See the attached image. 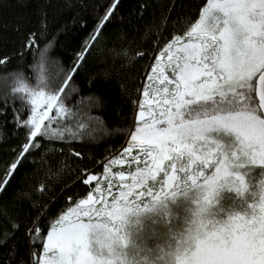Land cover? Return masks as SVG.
I'll return each instance as SVG.
<instances>
[{"label": "snow or ice", "instance_id": "6c2138e0", "mask_svg": "<svg viewBox=\"0 0 264 264\" xmlns=\"http://www.w3.org/2000/svg\"><path fill=\"white\" fill-rule=\"evenodd\" d=\"M118 3L119 0H114L92 41H96ZM187 36V43L176 36L174 44L160 50L166 54L176 49L175 54L167 56L164 65L171 70L172 78L164 75L163 68L159 70L157 79L165 84L157 90L164 93L159 100V115L149 107L147 111L152 116L149 121L143 119L146 112L141 110L142 124L131 136L132 143L124 149L126 156L133 147L138 148L145 159L131 157L144 167L137 169L129 190H121L123 207L113 204L109 210L106 194L96 188L99 197L88 195L71 211V218L63 217L52 228L43 245L42 264H122L114 259L116 245L126 241L114 221L123 219L133 206H141L135 201L127 203L125 198L132 188H144L151 201L157 203L169 195L174 197L177 191L199 186L205 189L202 206L210 209L223 188L239 195L249 191L242 171L247 166L264 169V0H206L198 22ZM34 45L33 34L29 46ZM87 48L78 54L77 67ZM44 59L41 53V62ZM72 79L73 74H69L63 86L49 89L47 94L43 90L31 93L33 107L29 119L17 120V127L28 129V143L11 165L8 178L0 181V192L6 190L11 174L31 154L30 150L39 147L37 137L48 135L53 119L49 114L53 109L57 110L56 115L67 111L65 87ZM20 90H25L23 84ZM224 134H231V138ZM59 139H64L62 133ZM124 162L117 159L109 165ZM109 165H105L106 173L110 171ZM206 168L214 169L211 175L205 174ZM160 172L164 178L156 193L145 181L155 180ZM119 179L123 189V172L119 173ZM201 179L202 184L198 183ZM93 181L100 183L95 174H89L83 183L89 185ZM111 187L109 182L107 194H111ZM260 189L258 204H247L243 214L231 212L223 221L201 215L193 221L174 253V264H264V181ZM101 201L103 206L95 207ZM94 217L98 222H92ZM34 231L39 232V227Z\"/></svg>", "mask_w": 264, "mask_h": 264}, {"label": "trees", "instance_id": "16d2710c", "mask_svg": "<svg viewBox=\"0 0 264 264\" xmlns=\"http://www.w3.org/2000/svg\"><path fill=\"white\" fill-rule=\"evenodd\" d=\"M113 3L0 0V181L8 178L28 143V129L17 127V120L29 119L31 93L47 94L73 74L65 87L67 111L56 115L53 109L48 135L37 137L39 147L30 150L0 192V264L42 263L43 245L57 221L99 186L83 180L89 174L103 176L105 165L120 157L142 124L137 115L148 91L145 78L158 55L165 54L160 50L176 36L186 37L206 0H119L92 41ZM33 34L35 45L29 46ZM86 48L77 67L78 54ZM61 133L64 139H59ZM109 167L116 171L115 165ZM251 169L252 189L264 181V169ZM162 178L160 172L148 180L153 192L159 193ZM141 192L145 194L137 195ZM134 201L143 207L154 204L144 188L134 191L127 203ZM37 226L39 232L34 231Z\"/></svg>", "mask_w": 264, "mask_h": 264}, {"label": "rangeland", "instance_id": "374dc122", "mask_svg": "<svg viewBox=\"0 0 264 264\" xmlns=\"http://www.w3.org/2000/svg\"><path fill=\"white\" fill-rule=\"evenodd\" d=\"M198 22V21H197ZM196 25V24H195ZM192 27V29L195 27ZM192 29L189 31L191 32ZM188 42V36L183 38L182 43ZM174 44V40L171 42ZM175 47L173 51L166 54H160L157 57L156 63L150 68V74L146 76L147 88L149 95H144L143 109L146 114L143 119L151 121L152 116L148 114L147 109L149 107L157 110L159 115V100L164 95L162 92H158V89H163L165 84L161 83L157 79L159 70L163 68L164 75L172 78V72L169 68L164 67L167 64V56L175 54ZM156 69V71H153ZM169 88L172 85H168ZM141 105V106H142ZM141 119L139 114L137 120ZM226 138H231V134H224ZM132 143L131 137L127 146ZM126 148V147H125ZM124 148V149H125ZM124 149L120 152L118 159L124 160V163H113L116 166V171L110 169L109 172L104 171V175L99 179L100 183L97 188L106 194V203L111 210V206L115 204L117 207H123L121 202L120 192L121 190L128 191L129 187L135 182L134 177L137 169H143L144 164H137L131 160L132 156H139L141 161L145 159L144 154L140 152L138 148L133 147L129 155H124ZM166 163V161L164 162ZM249 165L242 171H244L247 184H251L250 178L254 175V170ZM209 168L205 169V174ZM209 171V170H208ZM211 171V172H210ZM210 175L214 171L211 169ZM125 174V180L123 181V189L121 187V181L119 179V173ZM107 178L105 189L102 190V182ZM211 178V176L209 177ZM95 182V181H93ZM109 182H111V194H107L109 188ZM148 180L145 181L147 185ZM260 181L256 182L255 188H250L249 191L243 195H239L235 191L223 188L218 192L216 200L210 209L202 206V196L205 189L202 187H189L184 191H177L173 197L169 195L165 199L154 203L151 207L133 206L132 210L128 212L123 219L114 221L116 228L119 230V235L124 237L126 243H120L116 245L117 251L114 259L118 262L122 261V264H174V253L178 249L181 238L185 237V234L192 228V222L199 219L201 215L207 216L210 220L223 221L226 220L231 212L243 214L247 208V204L259 202ZM198 183H203V180H199ZM143 189L140 186L131 189V196L134 191ZM165 191H168L166 188ZM94 195L99 197V193L94 192ZM113 196L116 197L113 200ZM129 196L125 199L128 200ZM104 201L97 203L95 207L99 208L103 206ZM70 209L66 215L69 218L73 209ZM84 222H88L87 217L82 218ZM93 223L98 222L97 218H93ZM111 226V225H109ZM48 236V235H47ZM47 240V238H46ZM46 242V241H45ZM44 259V258H43ZM42 259V262H43ZM42 264V263H41Z\"/></svg>", "mask_w": 264, "mask_h": 264}]
</instances>
